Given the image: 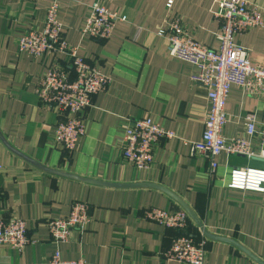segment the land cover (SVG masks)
<instances>
[{"label":"crops","instance_id":"1","mask_svg":"<svg viewBox=\"0 0 264 264\" xmlns=\"http://www.w3.org/2000/svg\"><path fill=\"white\" fill-rule=\"evenodd\" d=\"M58 1L65 39L111 82L88 107L87 132L77 148L71 154L63 150L54 142L58 118L37 95L39 75L50 61L32 60L17 46L27 27H44L52 0H0V190L7 216L24 219L36 240L21 254L1 244L0 264H47L56 248L47 222L69 216L76 201L90 203L91 222L83 233L73 230L70 241L61 245L64 259L181 264L164 256L176 231L144 217L147 208L158 207L189 209L197 216L191 217L186 234L205 238L208 264L264 263V191L230 187L228 180L232 168L263 169L264 159L223 153L212 177L204 158L190 156V142L203 135L207 88L192 81L197 69L172 57L168 41L156 34L178 15L198 41L217 49V0H174L171 10L169 0H104L109 9L129 19L119 22L104 41L82 32L94 0ZM249 1L264 9V0ZM235 41L264 66V28L239 34ZM225 108L228 139L244 135L249 112L256 114L258 123L264 122V97L248 96L237 87L231 89ZM145 115L178 137L163 139L154 164L137 171L121 162L119 143L125 119ZM251 141L258 151L260 138ZM198 222L257 258L228 241L205 237Z\"/></svg>","mask_w":264,"mask_h":264},{"label":"built area","instance_id":"2","mask_svg":"<svg viewBox=\"0 0 264 264\" xmlns=\"http://www.w3.org/2000/svg\"><path fill=\"white\" fill-rule=\"evenodd\" d=\"M174 0L167 2L169 10ZM213 12L219 23L216 40L219 47L212 48L198 41L180 16H173L156 30L159 37L169 43V54L193 65L197 71L191 76L196 84L208 88L209 111L204 121L200 140L190 142V156L205 159L209 172L215 176L219 167L218 157L244 155L248 159H264V122L258 123L256 114H246L247 124L242 136L228 139L226 103L233 87L255 98L264 97V66L251 60L249 50L235 41V37L251 29L264 28V9L249 0H217ZM59 1L52 0L48 7L44 27L33 25L18 38V52L32 60H49L39 75L37 95L43 107L58 118L54 142L70 154L86 134L84 116L93 104V98L106 90L110 78L98 65L79 54V48L66 39L59 19ZM128 16L112 11L104 0H94L85 19L82 32L104 41L112 37L119 22H127ZM119 143L121 162H127L137 171L149 169L155 162V153L163 139L178 137L176 131L167 129L150 116L126 118ZM261 140L258 151L252 145V137ZM230 187L264 191V168L235 167L228 173ZM91 206L87 201L72 204L69 216L51 218L47 224L56 248L47 264H87L81 259H64L61 245L70 241L73 230L84 232L91 222ZM144 217L167 229L176 231L171 247L164 253L167 259L181 264H208L205 238L197 239L186 234L191 217L184 210L150 207ZM204 236V235H203ZM36 242L29 232L28 223L21 218L7 216L6 199L0 190V245L4 244L17 253H23L27 245ZM161 264H165L164 262Z\"/></svg>","mask_w":264,"mask_h":264},{"label":"water","instance_id":"3","mask_svg":"<svg viewBox=\"0 0 264 264\" xmlns=\"http://www.w3.org/2000/svg\"><path fill=\"white\" fill-rule=\"evenodd\" d=\"M46 170L50 171V172H53V173H56V174H59V175H65V176H68V177H73V178H77L76 176L74 175H71V174H68V173H65V172H62V171H59V170H55V169H50V168H46ZM172 195V194H171ZM175 196V195H173ZM187 209V207H186ZM188 213H190V217H192L193 219H197V216L192 212L190 211L189 209H187ZM200 227H201V230L203 232V234L205 235V237L209 238V239H215V240H219V241H228L234 245H236L237 247H240L241 249H243L247 254H249L251 257H254V258H257L255 257V255L251 254L249 251H247V249H245L242 245H240L239 243H237L236 241L230 239V238H226V237H221V236H218V235H214L210 232H208L204 227L203 225L201 224V222H198ZM257 261H259L261 264H264L262 261H260L259 259H257Z\"/></svg>","mask_w":264,"mask_h":264},{"label":"bare ground","instance_id":"4","mask_svg":"<svg viewBox=\"0 0 264 264\" xmlns=\"http://www.w3.org/2000/svg\"><path fill=\"white\" fill-rule=\"evenodd\" d=\"M256 3V2H255ZM259 5V4H258ZM260 6V5H259ZM170 46V45H169ZM187 63V62H186ZM202 85V84H201ZM204 86V85H203ZM207 88V87H206ZM207 96H208V88H207ZM208 101H209V99H208ZM208 113V112H207Z\"/></svg>","mask_w":264,"mask_h":264}]
</instances>
